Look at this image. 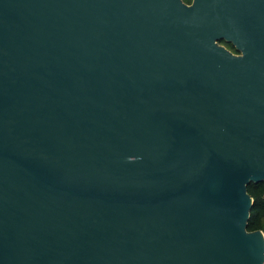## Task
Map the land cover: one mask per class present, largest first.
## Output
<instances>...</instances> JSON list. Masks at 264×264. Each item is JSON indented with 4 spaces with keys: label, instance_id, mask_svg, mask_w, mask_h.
<instances>
[{
    "label": "water",
    "instance_id": "obj_1",
    "mask_svg": "<svg viewBox=\"0 0 264 264\" xmlns=\"http://www.w3.org/2000/svg\"><path fill=\"white\" fill-rule=\"evenodd\" d=\"M259 183L264 0H0V264H264Z\"/></svg>",
    "mask_w": 264,
    "mask_h": 264
},
{
    "label": "trees",
    "instance_id": "obj_2",
    "mask_svg": "<svg viewBox=\"0 0 264 264\" xmlns=\"http://www.w3.org/2000/svg\"><path fill=\"white\" fill-rule=\"evenodd\" d=\"M184 2L190 3L191 0H184ZM248 193L254 200L248 229L252 232L258 230L264 232V183L251 184L248 187Z\"/></svg>",
    "mask_w": 264,
    "mask_h": 264
},
{
    "label": "flooded vegetation",
    "instance_id": "obj_3",
    "mask_svg": "<svg viewBox=\"0 0 264 264\" xmlns=\"http://www.w3.org/2000/svg\"><path fill=\"white\" fill-rule=\"evenodd\" d=\"M184 1V0H183ZM188 5H192V0L190 3H186ZM221 46L225 47L227 50H229L230 52H232L235 55H240L239 52L236 51L235 47L233 44L231 43H227L226 41H222L219 43Z\"/></svg>",
    "mask_w": 264,
    "mask_h": 264
}]
</instances>
